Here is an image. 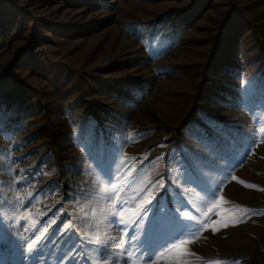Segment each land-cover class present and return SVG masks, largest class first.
I'll use <instances>...</instances> for the list:
<instances>
[{"label": "rangeland", "instance_id": "374dc122", "mask_svg": "<svg viewBox=\"0 0 264 264\" xmlns=\"http://www.w3.org/2000/svg\"><path fill=\"white\" fill-rule=\"evenodd\" d=\"M178 260L264 264V0H0V264Z\"/></svg>", "mask_w": 264, "mask_h": 264}, {"label": "snow or ice", "instance_id": "6c2138e0", "mask_svg": "<svg viewBox=\"0 0 264 264\" xmlns=\"http://www.w3.org/2000/svg\"><path fill=\"white\" fill-rule=\"evenodd\" d=\"M235 179V177H233ZM248 187H254L253 185H247ZM215 191H219V188H217ZM215 191H213V198L209 200L208 202L212 205L208 209V213H204L205 216H208L209 213H212L214 209L221 203L223 200V197H221L219 200H215ZM155 208L154 216L159 214V223L163 224L164 226L171 228L177 233V236H184L185 234H189L193 239L196 238V234L199 231V228L197 225H200L202 222L197 220L196 216L190 215L189 212L183 210V202H181L180 207H176L174 209H169L166 212H160V208L163 207V205L160 204L159 201H157V204L153 206ZM245 211H250L245 209ZM182 214V218H181ZM219 214V213H217ZM142 218V217H141ZM193 222V223H190ZM218 223V222H214ZM227 227V225H224ZM204 228H208L209 225L207 223H203ZM143 230V228H142ZM217 229H213V231H216ZM136 242V246L142 250V252H151V245L152 240L150 238V234L148 231H144V239L141 240L139 237H131ZM188 240H181L180 244H173L171 245V249L179 248L182 245L188 243ZM29 250L32 251V245H29ZM170 250V249H169ZM151 255H154V253H151ZM151 255H149V259L151 258ZM176 264H182V261H177Z\"/></svg>", "mask_w": 264, "mask_h": 264}]
</instances>
